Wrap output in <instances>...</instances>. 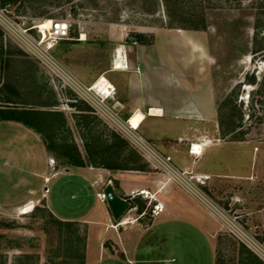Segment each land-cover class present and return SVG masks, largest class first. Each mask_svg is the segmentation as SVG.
Returning <instances> with one entry per match:
<instances>
[{"label": "rangeland", "instance_id": "374dc122", "mask_svg": "<svg viewBox=\"0 0 264 264\" xmlns=\"http://www.w3.org/2000/svg\"><path fill=\"white\" fill-rule=\"evenodd\" d=\"M8 7L30 22L40 17L68 18L70 35L61 39L51 54L83 82L104 73L116 86L112 100L123 95V116L136 107L146 108L137 104L140 91L142 94L145 89L143 81L132 79V73L144 71L148 74L145 84L156 102L171 106L174 117L183 115L178 107L183 100L207 99L214 105L207 123L209 133L218 131L221 140H240L234 146L236 153L250 146L255 153L251 162L256 166L251 179L236 176L235 182L214 180L205 189L199 184L228 217L224 221L210 212L217 228L215 261H251L253 251L229 225L236 219L256 237H264V0H15ZM135 33H142V38L137 39ZM118 45H124L128 66L115 70L112 63ZM58 73L0 28V105L38 111L44 120L42 131L30 127L33 147L29 146L30 137H11L6 130L0 134V264H85L86 240L94 223L58 219L98 209L101 200L107 204L99 193H104L107 184L118 188V179L104 176L98 191L88 188L87 177L74 172L77 165L62 153L65 148L73 155L78 151L85 161L91 156L97 161L119 163L124 167L112 170L122 173L134 164L161 176V171L111 123L93 112ZM131 116L138 120L135 110ZM181 121L172 118L169 126ZM153 125L147 118L139 129L151 140ZM232 126V133H223ZM39 139L46 150L44 170L49 175L44 177L40 171L42 151L35 142ZM229 145L225 142L224 148L229 150ZM237 159L243 164L241 156ZM86 166L105 168L89 161ZM58 170L64 174L54 179ZM27 185L41 186L39 193L50 187L51 204L47 196L24 204L4 202L18 198ZM143 190L123 192L122 197L130 205L135 203L134 210L144 208L140 215L146 223L162 207L154 211L151 193ZM234 192L240 196L232 203L230 194ZM30 201L32 209L21 212ZM128 212L129 208L124 211ZM192 229L180 218H158L145 234V246H140L134 264H208L207 240ZM93 232L94 238L96 230ZM165 238L174 245L164 246ZM108 240L104 238L101 245L104 242L112 247ZM95 253L89 251L90 261ZM106 263L105 257L97 264Z\"/></svg>", "mask_w": 264, "mask_h": 264}, {"label": "crops", "instance_id": "0c3cea01", "mask_svg": "<svg viewBox=\"0 0 264 264\" xmlns=\"http://www.w3.org/2000/svg\"><path fill=\"white\" fill-rule=\"evenodd\" d=\"M0 1L9 4L10 1L15 0ZM132 74H134L132 75V79L134 78L136 83L139 78L143 81L145 89L142 94L140 91V98L138 99L137 104L146 107L144 109L136 107L139 109L135 108L133 111L135 110L138 120L142 119L141 125L145 123L147 118L152 120L155 128H153L152 133L150 134V137H152V140H150L159 150L171 155L172 161L179 169L208 174L205 183L201 185L204 189L206 188V185L210 186L214 180H218V182L221 183L235 182L234 179L236 176L251 179V173L256 170L255 163L251 162L255 153H253L252 148L247 145L241 152L236 153L234 146H236L240 140H221V135L218 131L209 133L207 123L215 109L214 105L211 106L209 100L206 99L204 102L203 100L195 101L190 99L187 102L183 100L178 106L183 115L181 114V116L174 117L173 111L170 110L172 107L168 106L166 103L165 105L163 102H156L158 99L153 96V91L145 84L148 80L147 72H141V77L138 73L137 75H135V73ZM115 105L120 113L124 115L122 110L125 106L123 95H120L117 98L115 97ZM159 107L162 109V113L158 115L152 114L151 109ZM129 112L127 114H129ZM172 118H180L182 123L170 127L169 120H172ZM0 122H4L5 124V126L0 127V132L6 130L8 132L7 135H11V137L13 135H24V138L30 137L32 143L29 144V146L33 147L34 134L30 127L14 119H0ZM160 124L162 127H160ZM198 125H200V127ZM4 132L5 131L0 134H3ZM35 142L39 145V149L42 151L40 159L43 162V166H41L40 171L42 173L41 176L43 175L44 177L49 175L48 171L44 170L45 165H47L46 150L42 139H39L38 141L35 140ZM191 142L194 143V147L195 144L201 142L202 150L199 154H194L189 150ZM225 142H228V145L230 144L229 150L224 148ZM239 156L244 159L243 164H240V162L237 163V158ZM74 167L73 171L75 170L74 172L80 177H87L88 183L86 184L88 188L92 186L98 191V187L101 186L104 176H108L109 179H112V177L117 178L119 186L118 188L113 187L116 194L122 196L124 195L123 192H125V194H130L135 189H145L151 193L153 204L158 203L159 206L162 207L160 211L153 214L150 221L146 223L140 215L144 208L140 207L138 210H134L136 208L135 203H131L130 205L129 202L126 209L129 208L130 212L124 213L125 209L118 217H115L110 213L108 203L105 204L103 200L100 201L101 205H99L98 209L90 208L80 214L60 216L63 219H78L94 223L90 225L92 226V233L88 235L86 240L87 254L85 264H97L105 257L107 259L106 264H122L124 261L134 264L135 261L139 259L137 255L140 246H145L143 241L145 234L150 230V227L155 224L156 220L162 217L169 219H183L186 224L188 223L195 229L192 230L200 232L207 240L208 254L210 255L208 264H216L217 228L216 221L211 214L212 212L198 197L179 185L165 173L161 171V176L153 175L151 174L152 172L147 173L149 171L144 169L143 166L129 168L123 173L120 170H112V168L106 167L100 168L86 165H77ZM73 171L65 172V174ZM139 172H145V174ZM63 174V172L58 170L53 177L56 179ZM53 183L50 187H52ZM41 186L43 187V183H41ZM41 186L40 188H34L32 185H27L25 191H23L18 198L5 199L4 202L24 204L29 200L37 199L39 196H47L48 204H51L48 192L50 187H46V190L39 193L38 189H41ZM238 196L240 195L236 192L230 194L231 202L238 201ZM124 220L126 221L123 222ZM93 230H96V237L94 238ZM104 238L111 240L108 241L112 247H109L108 244H105L104 242L103 245H101ZM166 239L167 238L164 239L165 242L163 241L164 246H168L169 244L171 246L174 245L171 239L167 242ZM90 250H96V256L93 261H90ZM250 254L252 255V259L247 264H264L254 252H250Z\"/></svg>", "mask_w": 264, "mask_h": 264}, {"label": "built area", "instance_id": "2783aa9c", "mask_svg": "<svg viewBox=\"0 0 264 264\" xmlns=\"http://www.w3.org/2000/svg\"><path fill=\"white\" fill-rule=\"evenodd\" d=\"M71 21L68 18L40 17L33 21H27L22 15L15 14L8 4L0 3V28L4 33L13 35L21 46L28 48L37 58L54 67L65 84L76 95L84 100L92 108V111L105 118L111 125L124 135L129 142L145 157L153 166L175 180L179 185L189 190L198 197L207 208L220 219L226 220L225 210L215 205L210 196L199 184H204L208 174L190 172L179 169L172 161L171 155L159 150L156 145L140 132L141 120H132L131 114L123 116L113 99L116 91L115 84L106 76L104 80L100 76L90 82H83L75 74L65 67H61L51 54L50 50L61 40L70 35ZM81 35V32H80ZM123 52L127 58L123 45ZM76 99V98H75ZM195 150L194 143H190L189 150L194 154L201 152ZM101 198L105 194L99 193ZM159 209L158 203L154 204V211ZM217 213V214H216ZM237 215L234 216V218ZM223 221V222H224ZM230 230L264 262V237L258 238L247 231L236 219L231 221Z\"/></svg>", "mask_w": 264, "mask_h": 264}, {"label": "trees", "instance_id": "16d2710c", "mask_svg": "<svg viewBox=\"0 0 264 264\" xmlns=\"http://www.w3.org/2000/svg\"><path fill=\"white\" fill-rule=\"evenodd\" d=\"M194 27L198 28V25H193ZM203 27V25L201 26ZM135 36L137 39H141L142 38V33H135ZM264 48V46L262 47ZM259 49V48H257ZM257 49L254 48L253 51H256ZM38 111H34V110H30L28 108H19L16 106H0V119H14L17 121L22 122L23 124L29 126V127H35L37 128L38 131H42L43 130V122L44 120H42L38 113ZM41 121L40 123L35 120ZM235 127H230L227 130H225L223 133L224 134H228V133H232L234 131ZM45 136V135H44ZM47 140V139H46ZM46 146L49 147V143L48 141L45 142ZM66 147V146H64ZM65 155L68 156V158L70 159V161L76 165H86L87 161L91 162L94 165H100L102 164L105 167L108 168H118V167H124L121 166L119 163H110V162H105V161H97L95 159V157H91L89 156L88 160L85 161L83 159V157H81V155L79 154V152L77 151L76 154H72L70 152V149L67 147L63 150V152ZM89 155V154H88ZM100 162V163H99ZM138 166V165H137ZM136 165H130V166H126L128 168H136ZM59 222H65V223H69V219H58ZM84 263V260L83 262Z\"/></svg>", "mask_w": 264, "mask_h": 264}, {"label": "bare ground", "instance_id": "6f19581e", "mask_svg": "<svg viewBox=\"0 0 264 264\" xmlns=\"http://www.w3.org/2000/svg\"><path fill=\"white\" fill-rule=\"evenodd\" d=\"M50 21V19H48V22ZM81 39H84V35H81ZM117 44V43H116ZM115 45V44H114ZM113 68L116 69H122V68H126L128 66L127 64V58L125 57V54L123 52V45H118L115 50H114V59H113V63H112ZM112 68V67H111ZM102 80H104V78H106L105 74L102 73L99 75ZM152 114H161L162 110L160 108H152L151 109ZM195 150L199 151V145L195 144ZM142 192H147L146 190H143ZM33 204L32 202H28L27 204L23 205L21 207L22 211L21 212H28L32 209Z\"/></svg>", "mask_w": 264, "mask_h": 264}, {"label": "water", "instance_id": "95a60500", "mask_svg": "<svg viewBox=\"0 0 264 264\" xmlns=\"http://www.w3.org/2000/svg\"><path fill=\"white\" fill-rule=\"evenodd\" d=\"M104 194L113 216H120L128 206L126 198L116 194L110 184H107L104 188Z\"/></svg>", "mask_w": 264, "mask_h": 264}]
</instances>
